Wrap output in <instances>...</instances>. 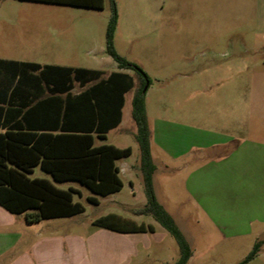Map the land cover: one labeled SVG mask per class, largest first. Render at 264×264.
Segmentation results:
<instances>
[{
    "label": "rangeland",
    "instance_id": "374dc122",
    "mask_svg": "<svg viewBox=\"0 0 264 264\" xmlns=\"http://www.w3.org/2000/svg\"><path fill=\"white\" fill-rule=\"evenodd\" d=\"M116 2V49L141 65L151 78L148 109L152 126L158 129L160 146L156 149H164L155 186L194 250L187 264H236L263 240L264 225L256 218L264 216V168H215L214 202L210 210H204L185 192L187 177L176 174L177 168H192L191 157L177 155L191 149L192 142L204 144L232 136L228 146L210 149V158L227 153L243 140V157L249 165L258 163L253 161L259 159L253 149L264 147V0ZM111 14L110 0H105L102 9L0 0V57L99 67L110 72L118 68L106 51ZM129 118L132 115L126 121ZM160 119L167 130H159ZM103 142L131 145L135 151L127 163L140 160L138 142L130 132L112 131L107 140H96V144ZM121 166L125 167V162ZM32 176L48 177L62 188L73 185L81 189L75 200L81 201L86 211L49 221L61 232L95 231L100 227L94 223L96 218L110 210L119 211L113 199L129 200L133 207L146 202L142 178L136 179L137 197L132 199L124 168L126 187L113 198H102L78 181L57 182L40 167ZM89 195L101 203L90 201ZM146 217L157 224L165 240L156 244L147 232L152 251L146 249L145 241L138 244L139 252L128 264L177 260L180 251L173 235L152 215ZM227 225L230 231L222 228ZM122 243L117 245L129 246ZM260 251L248 264H264V248ZM125 261L121 255L119 263Z\"/></svg>",
    "mask_w": 264,
    "mask_h": 264
},
{
    "label": "trees",
    "instance_id": "16d2710c",
    "mask_svg": "<svg viewBox=\"0 0 264 264\" xmlns=\"http://www.w3.org/2000/svg\"><path fill=\"white\" fill-rule=\"evenodd\" d=\"M31 1L96 9L104 8L105 3V0ZM110 3L112 14L106 33V51L120 68L132 69L138 78L132 116L138 128L136 140L141 152L140 166L147 202L134 208L133 213L152 215L177 241L178 259L165 264H187L193 255L192 246L174 216L159 201L155 188L157 166L151 150L152 129L146 103L151 78L141 65L117 51L115 31L119 14L116 0H110ZM27 74L30 77H26ZM102 75L100 69L0 58V205L12 213H25L29 222L69 217L86 210L81 201H75L74 194L78 191L74 188L58 187L46 177H31L36 166L50 173L55 181L76 180L97 194L108 195L122 189L124 183L117 160L130 156L133 148L108 143L96 145L95 141L97 137L106 138L107 132L120 122L123 93L134 86V80L130 74L120 71L113 72L108 78ZM93 79L98 81L80 94L70 92L74 81L87 83ZM22 83L45 84L50 92L35 105V110L43 108L49 116L39 127L25 125L26 114L31 112V108H25L30 103H15ZM64 92H68L65 97L60 95ZM88 199L97 202L96 197ZM94 223L124 233L155 231L151 223H138L116 213L101 216ZM263 243L264 240L257 241L248 255L236 264L251 261Z\"/></svg>",
    "mask_w": 264,
    "mask_h": 264
},
{
    "label": "crops",
    "instance_id": "0c3cea01",
    "mask_svg": "<svg viewBox=\"0 0 264 264\" xmlns=\"http://www.w3.org/2000/svg\"><path fill=\"white\" fill-rule=\"evenodd\" d=\"M62 5H66V4H62ZM71 6H75V5H71ZM77 7H82V6H77ZM3 59L30 61V60H21V59H13V58H3ZM32 62H37V61H32ZM44 64H55V63H44ZM62 66H66V65H62ZM68 67H84L90 69L103 70L102 68L99 67H90V66L68 65ZM119 71L130 74L133 77L134 86L123 93L124 103L121 108V120L118 123V125L112 127L107 132L106 138L101 139L97 137L96 140L97 139L103 141L107 140L109 134L112 131H118V130H120L121 132H130L136 138V133L138 131V128L133 116L132 118H129L126 121L127 117H130L132 115L133 97L138 84V78L136 73L132 69L120 68L118 65L117 69H114L110 72H106L105 70H103L102 77L108 78L113 72H119ZM34 73H38V72L35 71ZM26 77H30V74H27ZM97 81L98 79H93L85 83V81L76 80L74 81L73 87L70 89V92L74 95L80 94L85 89L95 84ZM77 87H79V89H77ZM149 88L147 90V94ZM41 93L42 95H40ZM67 94L68 92H64L61 93L60 95L65 97L67 96ZM147 94H146V103H147ZM49 95L50 92L48 91V88L45 84L43 85L39 83L37 85H29L27 83L20 84L15 103L18 105L20 104L25 105L28 102L30 103V105L25 108V109L31 108L30 114H26L25 117L27 121L25 125L27 127H32V128L39 127L40 125L45 124V122L48 121L49 118L48 113L44 112V110H42L43 108L35 110V105L40 99L44 97H48ZM147 112L152 129L151 150H152L153 159L157 166L156 169L157 171L159 168V160L161 161L163 157L164 149H160L158 147L156 149V145L160 146V139L158 137L157 127L152 126V120L148 109V103H147ZM158 123H159L158 127L160 131L163 128L164 130H167L166 124H164V120L162 121L160 119ZM211 140L212 141H209L208 143H204V144H200L197 141L192 142L191 149L183 151L179 155H177V157L182 155H190L191 157L192 168H177L176 174L187 177L186 180L188 179V181H187V185L185 184V192H187L189 197L192 199L193 204L197 208L201 207L204 210H210L211 204L214 202L215 195L212 186L216 181L214 177L215 168H264L263 146L261 145H259L258 147L255 146V148L253 149L255 157H259V159L253 160V161H258L256 166H254L252 165V163L249 165L247 159L243 157L245 156L243 155L244 154L243 147L245 145V142L243 140L237 143L236 146H234L232 149L227 150L226 151L227 153H222V155L215 154L214 157L210 158V152L213 149L216 150L217 147L228 146L227 144L228 143L230 144L231 141H233L232 136H229V138L223 140H217V139H211ZM102 144H107V143L103 142L96 145H102ZM108 144H114L115 146L120 148L131 146V145H124L122 143L119 144L108 143ZM131 147L133 148V153L128 157L118 159L117 164L120 166L122 179H123V168H124V172L127 174L129 180L128 185L132 193V199H135L137 197V186H138L136 179L142 178L143 180V175L141 171L140 160H137L135 163H127L128 159L134 154L135 151L134 147L133 146ZM140 156H141V152H140ZM122 162H125V167L121 166ZM37 167L40 166L34 167L33 172L30 173L31 177H40V176H32V174L35 171V168ZM63 182H67V181H63ZM154 182H155V174H154ZM123 183L124 185L122 189L117 192L108 195H101L97 193L94 194L99 195L102 198L116 197L125 189L126 182L124 181V179H123ZM69 188H74L75 190L78 191L76 193H79L81 195V189L79 187L71 185ZM69 188H64V189H69ZM75 194H74V199H75ZM90 196L95 197L94 195H89V197ZM96 198L99 201V203H101V200L98 197ZM75 201H79V200H75ZM112 201L119 208V211L110 210L101 216H105L110 213H116L124 217L133 219L138 223L141 222L151 223L155 226V231L151 232V237L153 238L155 243L161 244L165 240L166 236L164 233L160 234L158 232L157 224H155L152 220H150L151 218L146 217L151 215L133 213V209L138 207H133V203H131V201L129 200L116 198L113 199ZM159 201L167 208L166 204L163 201H161V199H159ZM146 202H147V197H146ZM146 202L144 203V205L146 204ZM167 210L174 216L177 223L179 224L176 216L168 208ZM52 219L53 218L43 219L33 224L27 220L25 213H12L9 210H7L5 207L0 205V264H104L103 260L106 261V264H120L119 261L121 255H123L124 259L126 260L123 264H128L131 261V256H134L135 254H137V252H139V247H137L138 244L145 241L147 243L146 249H148V251L150 252L152 251V247H153L152 242L150 240V237H148L147 232L124 233L101 226L89 234H81L78 232H70V231L61 232L57 230L56 228L57 225L55 227L50 225L49 221H51ZM223 220L225 221L226 219L223 218ZM256 221L264 225V216L256 218ZM239 222L240 221L237 222L235 221L234 223H239ZM234 226L240 227V224H234ZM222 228H224L225 231L229 230L228 225L222 226ZM220 233L226 236L225 232L221 231ZM262 235L263 233H260L261 238ZM260 237L258 236V238ZM263 240H264V236H263ZM121 242H125L122 244H126V245L129 244V246L127 248L126 247L121 248L117 245ZM262 248H264V243L261 246V249ZM193 256H194V250H193V255L191 256L189 261L193 258ZM113 261H115V263ZM161 261L163 264H165L166 262L171 263V261L168 260H161Z\"/></svg>",
    "mask_w": 264,
    "mask_h": 264
},
{
    "label": "water",
    "instance_id": "95a60500",
    "mask_svg": "<svg viewBox=\"0 0 264 264\" xmlns=\"http://www.w3.org/2000/svg\"><path fill=\"white\" fill-rule=\"evenodd\" d=\"M147 88H148V82H147V85L145 86L144 90L146 91V90H147Z\"/></svg>",
    "mask_w": 264,
    "mask_h": 264
}]
</instances>
